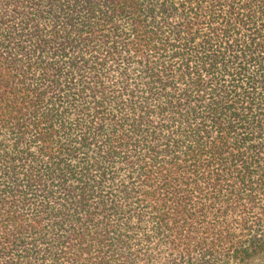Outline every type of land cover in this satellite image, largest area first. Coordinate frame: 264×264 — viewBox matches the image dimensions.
<instances>
[{
	"label": "trees",
	"instance_id": "1",
	"mask_svg": "<svg viewBox=\"0 0 264 264\" xmlns=\"http://www.w3.org/2000/svg\"><path fill=\"white\" fill-rule=\"evenodd\" d=\"M0 264H264V0H0Z\"/></svg>",
	"mask_w": 264,
	"mask_h": 264
}]
</instances>
